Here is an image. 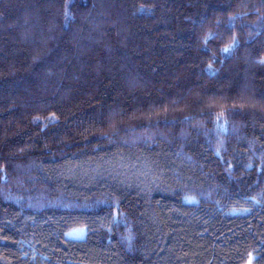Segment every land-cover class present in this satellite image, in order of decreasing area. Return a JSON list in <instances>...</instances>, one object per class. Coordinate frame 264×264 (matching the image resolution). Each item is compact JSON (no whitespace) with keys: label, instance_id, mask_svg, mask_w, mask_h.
<instances>
[{"label":"trees","instance_id":"obj_1","mask_svg":"<svg viewBox=\"0 0 264 264\" xmlns=\"http://www.w3.org/2000/svg\"><path fill=\"white\" fill-rule=\"evenodd\" d=\"M252 258L264 0H0V264Z\"/></svg>","mask_w":264,"mask_h":264},{"label":"rangeland","instance_id":"obj_2","mask_svg":"<svg viewBox=\"0 0 264 264\" xmlns=\"http://www.w3.org/2000/svg\"><path fill=\"white\" fill-rule=\"evenodd\" d=\"M66 236L68 238H71V239H80V238L82 239L85 236V229L84 228L73 229V230L67 232ZM252 260H253V258L251 260H249V262H251V264H252ZM249 262L247 264H249Z\"/></svg>","mask_w":264,"mask_h":264},{"label":"snow or ice","instance_id":"obj_3","mask_svg":"<svg viewBox=\"0 0 264 264\" xmlns=\"http://www.w3.org/2000/svg\"><path fill=\"white\" fill-rule=\"evenodd\" d=\"M234 42H235V38H234ZM230 48H231V46H229V48H225V49H223V51L228 52V51L230 50ZM70 235H71V234H70ZM249 264H251V262H249Z\"/></svg>","mask_w":264,"mask_h":264}]
</instances>
